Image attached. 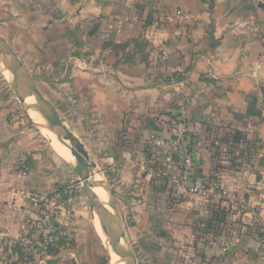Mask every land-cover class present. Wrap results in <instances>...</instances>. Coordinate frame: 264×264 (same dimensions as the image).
Listing matches in <instances>:
<instances>
[{
	"label": "crops",
	"instance_id": "0c3cea01",
	"mask_svg": "<svg viewBox=\"0 0 264 264\" xmlns=\"http://www.w3.org/2000/svg\"><path fill=\"white\" fill-rule=\"evenodd\" d=\"M4 43L106 175L138 264H264V0H0ZM12 102L0 80V233L39 237L42 207L22 193L51 197L65 233L41 256L14 249L18 264H121L73 169ZM182 104L208 189L196 201L172 193L180 157L156 178L149 148Z\"/></svg>",
	"mask_w": 264,
	"mask_h": 264
},
{
	"label": "built area",
	"instance_id": "2783aa9c",
	"mask_svg": "<svg viewBox=\"0 0 264 264\" xmlns=\"http://www.w3.org/2000/svg\"><path fill=\"white\" fill-rule=\"evenodd\" d=\"M166 55L167 52L163 51V56ZM183 105L180 113L161 116L157 120V134L150 140L149 148L162 157V164L154 175L156 178L168 177V172L174 167V156L180 157V172L170 178L172 193L177 199L196 201L200 197L208 198V189L207 186L197 185L193 181L196 154L190 149V121ZM22 194L35 206L42 207L44 217L38 226L40 235L36 238L31 233H23L8 238L0 233V257L3 264L19 263L20 256L13 252L14 249H19L25 256H41L60 244L65 237V233L55 225L56 207L52 198L32 193Z\"/></svg>",
	"mask_w": 264,
	"mask_h": 264
},
{
	"label": "water",
	"instance_id": "95a60500",
	"mask_svg": "<svg viewBox=\"0 0 264 264\" xmlns=\"http://www.w3.org/2000/svg\"><path fill=\"white\" fill-rule=\"evenodd\" d=\"M210 37L212 40V46H216L217 42L214 37V30L211 32ZM0 67L5 71L10 70L14 74L12 77L14 85H18L31 95L36 103L35 109L40 110L42 113L49 116L51 121L50 132L60 143L70 149L73 159L65 158L62 155L60 156L73 169L79 180L84 184V191L86 193L89 206L91 207V212L96 223L97 232L104 247L108 252L116 255L121 261L124 262V264H138L137 257L132 247L128 243L123 225L121 230H119L112 224V220L114 219L115 215L119 217L118 208L114 192L104 172L94 161L86 159L82 156L80 147L72 140V136L70 135L68 128L64 124L53 103L42 94L36 83V80L28 72L23 62L16 55H14V53H12L7 48V46L6 53L0 55ZM72 144L77 147L78 152H74L71 146ZM94 177L99 178V180H95ZM95 188H101L109 195V202L106 208H102L94 201L93 195ZM97 216L100 224V231L97 227ZM112 229L118 232L121 240L120 243L109 239Z\"/></svg>",
	"mask_w": 264,
	"mask_h": 264
},
{
	"label": "bare ground",
	"instance_id": "6f19581e",
	"mask_svg": "<svg viewBox=\"0 0 264 264\" xmlns=\"http://www.w3.org/2000/svg\"><path fill=\"white\" fill-rule=\"evenodd\" d=\"M5 53H6V50L0 44V55L5 54ZM6 73H7V75H11L9 70H7ZM14 86H15V92H16V94L19 97H23L24 99H27V100L29 99L27 101V102L31 103V105L29 107H27L26 103H23V105L30 111L29 113L27 111V113L29 115L28 117L44 134H46V135L48 134L49 139L51 140V145L54 148V150L59 155H62L65 158L73 159V156L71 154L70 149H68L66 146H64L62 143H60L56 139V137L50 132L51 131V121H50L49 116L44 114V113H42L40 110H36L35 109L36 103H35V101L33 100V98L31 97V95L28 92L24 91L22 88H20L16 84ZM71 146H72L74 152H78V149H77V147H75L74 144H72ZM94 179L97 180L98 178L94 177ZM93 197H94V201L98 205H100L102 208H106L107 207L108 202H109V195L104 190H102L101 188H95ZM96 221H98L97 227L99 229L100 224H99L98 216H97ZM112 224L114 225V227H116L117 229L121 230L122 224H121V221H120V219H119V217L117 215H115L114 219L112 220ZM109 239L114 241V242H118V243H120V241H121L118 232L116 230H114V229L111 230V233L109 235ZM118 260L120 261L121 264L124 263L119 258H118Z\"/></svg>",
	"mask_w": 264,
	"mask_h": 264
},
{
	"label": "rangeland",
	"instance_id": "374dc122",
	"mask_svg": "<svg viewBox=\"0 0 264 264\" xmlns=\"http://www.w3.org/2000/svg\"><path fill=\"white\" fill-rule=\"evenodd\" d=\"M10 71V70H9ZM11 75H7L6 71L4 69H2L0 67V80L2 81V84L4 85V87L7 89L8 91V95L10 97H12L13 99V110L17 113V115L23 119L24 121H26L27 123H29L32 127H34L35 129H37L38 131H41L35 124H33V122L27 117V114L24 112V109L22 107V102L23 103H26L27 107H29L31 105L30 102H27L28 100L27 99H24L23 97H20L21 100L18 99V96L16 95V92H15V86H14V82H13V79L12 77L14 76V74L10 71ZM21 101V102H20ZM30 103V104H29ZM42 133V135L46 138V140L50 143L51 140L49 139V136L48 134H44L42 131L40 132ZM99 179V178H98ZM97 179V181H98ZM79 180V178H78ZM84 189V184L83 182H81L79 180L78 182ZM88 207L89 209L91 210V207L89 206V203H88ZM101 216V215H100ZM123 243V242H122ZM109 253V256H110V259L112 261V256H111V253ZM113 262V261H112ZM114 264V263H113Z\"/></svg>",
	"mask_w": 264,
	"mask_h": 264
}]
</instances>
